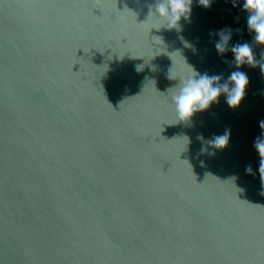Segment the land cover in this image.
Instances as JSON below:
<instances>
[{"label": "water", "instance_id": "95a60500", "mask_svg": "<svg viewBox=\"0 0 264 264\" xmlns=\"http://www.w3.org/2000/svg\"><path fill=\"white\" fill-rule=\"evenodd\" d=\"M156 3L0 0V264H264V45L243 0ZM235 71L237 108L178 119L181 81Z\"/></svg>", "mask_w": 264, "mask_h": 264}, {"label": "clouds", "instance_id": "9594fccd", "mask_svg": "<svg viewBox=\"0 0 264 264\" xmlns=\"http://www.w3.org/2000/svg\"><path fill=\"white\" fill-rule=\"evenodd\" d=\"M199 2L203 7L210 6V0H199ZM191 3L192 0H157L154 12L157 17L167 21L169 28H175L178 27L181 17L188 18ZM242 10L247 13V27L250 33H255V42L264 45V0H243ZM152 13L150 5L149 15ZM220 34L222 42L215 46L218 52L224 53L229 37L223 35V30ZM232 53L237 67L245 63L254 66L256 63L252 48L247 42L233 46ZM261 70L264 72V65H261ZM222 79L223 77L219 74L210 76L207 73L203 75L196 73L195 76L181 81L179 91L172 97L178 119L189 122L197 112L205 111L211 104L218 103L222 94L226 96V102L230 108H237L244 99L249 83L247 75L241 71H235L223 83H221ZM260 127L264 130V120L260 122ZM229 135L230 133L226 130L223 135L215 136L208 143L217 149H223L228 144ZM254 147L261 157L259 170L262 172L264 171V138H257ZM247 171H251L250 166Z\"/></svg>", "mask_w": 264, "mask_h": 264}]
</instances>
